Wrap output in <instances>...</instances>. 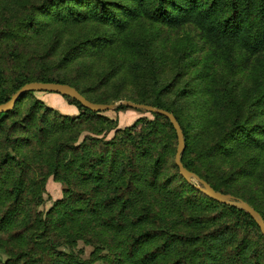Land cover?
I'll use <instances>...</instances> for the list:
<instances>
[{
	"label": "trees",
	"instance_id": "1",
	"mask_svg": "<svg viewBox=\"0 0 264 264\" xmlns=\"http://www.w3.org/2000/svg\"><path fill=\"white\" fill-rule=\"evenodd\" d=\"M162 27H192L209 53L196 62L193 47L169 52ZM114 80L135 92L109 95ZM31 82L172 113L183 166L264 220V0H0V104ZM63 98L77 115L34 93L0 113V264H264L250 216L179 175L165 117L117 129ZM50 178L62 196L42 212ZM253 178L259 191L233 189Z\"/></svg>",
	"mask_w": 264,
	"mask_h": 264
},
{
	"label": "rangeland",
	"instance_id": "2",
	"mask_svg": "<svg viewBox=\"0 0 264 264\" xmlns=\"http://www.w3.org/2000/svg\"><path fill=\"white\" fill-rule=\"evenodd\" d=\"M158 36H159V39L162 40V42L167 45L166 49L169 52H172L173 49L181 50L185 47L195 48L197 52L196 54H193V57L196 58V62H199L201 58L205 57L209 53L208 47H206L203 40L200 38L199 33L192 27H185L182 29H171V28L162 27ZM210 64L213 67L214 71L216 69H220L223 71L219 62L212 60ZM199 66H201V64H198L196 68ZM172 76L173 74L168 70V72H165V74L162 75L159 84L163 85L165 83H169L172 79ZM114 83H117V80L116 81L114 80L113 82L109 84V90L107 92L109 95H113L115 92L118 91L120 92L121 95H123V97H127L130 94L135 92L134 87L129 85L128 82H126L121 88H117L116 90H114ZM241 85L242 87H246L249 85L247 78L245 77L241 78ZM89 95L92 96L91 94ZM34 97L38 99L39 101H41L47 107H50L61 114H64V115H77L78 114V111L74 106L68 105V102L63 97L57 94L34 93ZM120 98H122V96H120ZM123 100H127V99H123ZM115 101L116 100L110 99L109 102L113 103ZM71 107H74L76 109V110L75 109L73 110L74 113H71L72 111L69 109ZM116 109L113 111L100 113V115H103L110 120H116L117 129H125L128 127H131L139 119H143V120L152 119V114L145 112L143 110H134V109H129L127 107H123L122 110H118V111ZM140 126H141V123H139L137 127L139 128ZM112 135H113V132H110L106 136V139H110ZM228 163H230V161H226L225 165L228 166ZM194 184L196 183L194 182ZM45 189H46L45 194H44L45 202L39 208L42 212H46L51 207L54 201L61 198L63 186L59 183L54 182L50 178L48 179L46 183ZM233 189L236 191H242L246 193L251 190L259 191L260 185L253 178L251 180H248L245 185H238L234 187ZM77 249L82 251L81 257L83 259H87L89 257V254L92 251L91 247L84 246L81 242L78 244Z\"/></svg>",
	"mask_w": 264,
	"mask_h": 264
},
{
	"label": "water",
	"instance_id": "3",
	"mask_svg": "<svg viewBox=\"0 0 264 264\" xmlns=\"http://www.w3.org/2000/svg\"><path fill=\"white\" fill-rule=\"evenodd\" d=\"M28 93H49L57 94L61 97H67L79 103L83 108L96 114L113 111L118 107H127L134 110H143L150 114H156L165 117L171 124L175 134H176V151L174 155V163L178 169L179 175L189 184L193 185L201 194L206 196L208 199L228 207H233L242 210L257 225L262 237L264 238V220L262 216L248 203L236 198L232 195L224 194L215 191L207 182L199 178L193 172L188 171L181 162V156L185 150V139L182 129L177 122L174 115L166 110L158 109L150 105L137 104L127 100H118L111 104H98L93 103L86 99L81 93H79L74 87L67 84L60 83H41V82H31L22 86L18 91H16L11 98L0 104V113H6L11 111L16 103L22 99ZM194 182L196 184H194Z\"/></svg>",
	"mask_w": 264,
	"mask_h": 264
},
{
	"label": "crops",
	"instance_id": "4",
	"mask_svg": "<svg viewBox=\"0 0 264 264\" xmlns=\"http://www.w3.org/2000/svg\"><path fill=\"white\" fill-rule=\"evenodd\" d=\"M69 109L72 111L71 113H74V111H73V110L75 109L74 107H71V108H69ZM75 110H76V109H75Z\"/></svg>",
	"mask_w": 264,
	"mask_h": 264
}]
</instances>
